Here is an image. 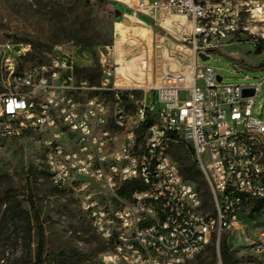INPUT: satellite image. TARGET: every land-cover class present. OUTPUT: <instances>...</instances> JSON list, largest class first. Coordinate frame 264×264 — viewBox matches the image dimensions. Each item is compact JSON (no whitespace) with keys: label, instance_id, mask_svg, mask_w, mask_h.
Returning a JSON list of instances; mask_svg holds the SVG:
<instances>
[{"label":"built area","instance_id":"2783aa9c","mask_svg":"<svg viewBox=\"0 0 264 264\" xmlns=\"http://www.w3.org/2000/svg\"><path fill=\"white\" fill-rule=\"evenodd\" d=\"M124 1L166 33L156 61L144 52L134 68L120 65L115 44L104 46L97 84L78 79L88 52L61 51L43 63L30 59L31 44L0 43V153L9 140L41 139L52 184L72 195L108 244L104 264H185L219 246L243 206L264 202V120L254 116L264 83H229L199 64L245 34L264 40V0ZM139 92L130 115L125 102ZM178 145L193 150L214 214L182 175ZM130 183L134 191L121 195Z\"/></svg>","mask_w":264,"mask_h":264},{"label":"rangeland","instance_id":"374dc122","mask_svg":"<svg viewBox=\"0 0 264 264\" xmlns=\"http://www.w3.org/2000/svg\"><path fill=\"white\" fill-rule=\"evenodd\" d=\"M137 20V21H136ZM142 21V22H138ZM166 30L146 16L136 15L124 0H0V43L23 42L32 45V61L48 62L61 51L88 52L79 57L82 68L78 79L88 78L97 84L100 76L99 51L115 44L117 60L123 66L141 64L143 53L149 52L155 62V45ZM166 43H174L176 35L168 32ZM147 44L148 50L144 48ZM263 49L260 50V46ZM264 40L250 33L228 42L221 51H214L201 66H211L226 79L239 85L264 83ZM237 67V74L232 69ZM133 70V69H132ZM248 77V79H246ZM115 102L110 95L91 94ZM254 116L264 120V85L257 96ZM142 93L125 102L134 115ZM263 112V114H262ZM173 156L185 165L196 161L186 145L174 147ZM206 179V177H205ZM207 182V179H206ZM197 190L199 187L193 183ZM208 184V182H207ZM210 191L209 184L207 185ZM204 203L203 191H200ZM35 205L44 228V264H104L109 251L106 241L98 235L88 216L69 193H60L47 171L45 150L41 139L27 135L9 140L0 153V264H35L38 233L33 219ZM23 211L29 212V216ZM205 213H215L212 198L205 203ZM264 231V204L251 202L237 215V224L224 232L219 246L209 245L201 254L185 264H223L221 244L225 240L235 264H264V253L255 251L254 242ZM31 236V248L27 237Z\"/></svg>","mask_w":264,"mask_h":264},{"label":"trees","instance_id":"16d2710c","mask_svg":"<svg viewBox=\"0 0 264 264\" xmlns=\"http://www.w3.org/2000/svg\"><path fill=\"white\" fill-rule=\"evenodd\" d=\"M95 1L99 2V3H106L107 2V0H95ZM32 58H35V55H32ZM1 92H2V89L0 86V93ZM189 152L194 155L193 150L190 148H189ZM175 159L178 161V163L180 165L181 173L184 176V178L191 183H196L199 187L198 188L199 192L203 191V196H204L206 202H208L209 197L212 198V195H211V192H208V190L206 188L208 184L206 182L205 175L199 169L197 162L194 161V162H190V164H188V165H185L184 161L181 157H177ZM56 189L60 193H66L62 190H59L58 188H56ZM134 189H135L134 186L132 185V183H130V184L126 185V187H124V189L120 193H121V195L129 196L130 193L132 191H134ZM258 202H261V201H258ZM261 203L264 204V202H261ZM32 209L34 210V217H33V219L28 218L29 225H31V223L34 222V228L36 229V231L38 233V245H37V251H36L35 264H44V259H43V257H44V245H45L44 228H43L42 224L40 223L39 214H38L37 210L35 209L34 203H32ZM22 212H24L26 214V216H29V212L23 211V210H22ZM26 239L28 242V247L31 248V244H30L31 236H28ZM221 254H222L223 264H235L234 259L232 257V254H231L225 240H223L222 244H221Z\"/></svg>","mask_w":264,"mask_h":264},{"label":"water","instance_id":"95a60500","mask_svg":"<svg viewBox=\"0 0 264 264\" xmlns=\"http://www.w3.org/2000/svg\"><path fill=\"white\" fill-rule=\"evenodd\" d=\"M202 59L207 60L208 58L205 56H202ZM219 80L221 81V78H219ZM253 94H254V91H249V95H253Z\"/></svg>","mask_w":264,"mask_h":264}]
</instances>
